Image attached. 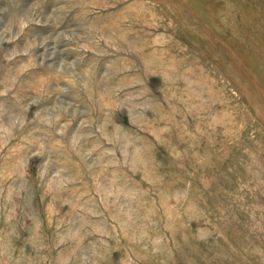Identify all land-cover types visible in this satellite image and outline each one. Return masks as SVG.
Returning a JSON list of instances; mask_svg holds the SVG:
<instances>
[{"label": "rangeland", "instance_id": "rangeland-1", "mask_svg": "<svg viewBox=\"0 0 264 264\" xmlns=\"http://www.w3.org/2000/svg\"><path fill=\"white\" fill-rule=\"evenodd\" d=\"M0 264H264V0H0Z\"/></svg>", "mask_w": 264, "mask_h": 264}]
</instances>
